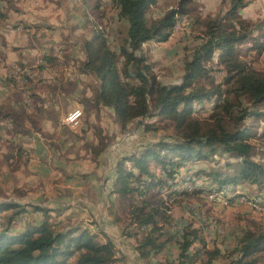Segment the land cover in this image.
<instances>
[{
    "label": "trees",
    "instance_id": "16d2710c",
    "mask_svg": "<svg viewBox=\"0 0 264 264\" xmlns=\"http://www.w3.org/2000/svg\"><path fill=\"white\" fill-rule=\"evenodd\" d=\"M111 1L119 18L128 23L127 38L119 52L110 48L105 33L100 30L84 43L86 60L80 70L98 82L90 100L96 106L111 109L124 128L136 123L150 131L154 123L149 121L158 118L173 129L171 142L149 143L141 152L117 163L110 196L118 197V207L112 198L110 201L125 215V218H116L122 237L136 241L134 251L145 264H153V258L158 259V264H216L220 260H225L226 264H264L261 226L246 228L237 238L234 250L226 256L214 243L209 247L203 233L205 229L196 227L192 221L177 224L180 228L172 233L166 230L165 226L171 225L173 217L169 204L158 194L165 186H172L169 182L177 181V171L185 163L207 161L218 153L240 160L233 177L219 180V175L211 174L218 181L219 191L228 185L238 188L239 184L264 189V167L253 158L252 139L256 136L246 127L228 130L224 126L226 118L232 119L235 112L237 124L249 117L264 118V112L259 109L264 107V70L256 69L239 53L242 46L254 42L252 49L263 54L264 22L252 23L243 17L242 10L250 5L248 0H223L229 4L227 11L206 23L201 44L185 62L181 83L165 85L155 76L148 58L137 53L148 42H167L178 17L185 14L193 0H181L177 9L169 10L151 26H148L147 14L159 0ZM6 18L1 11L0 20ZM255 32L262 33L255 38ZM214 62L225 72L219 84L210 76L209 65ZM58 64L59 59L47 53L39 68H56ZM24 78L30 81L29 76ZM243 100L247 106L242 104ZM209 103H214L211 115L205 120L198 118L196 107ZM39 113L40 109L24 103L17 114L1 111L0 119L9 118L18 126V134H23L22 130L28 133L26 124L41 130L36 120ZM153 164L161 168V176L152 170ZM203 192L173 191L171 195L196 197ZM254 195L263 199L258 193ZM33 211L43 219L17 231L15 224L28 211L19 203H0V217L6 222L0 224V264H69L71 259H75V264H114L117 261L116 246L110 238L106 237L103 243L86 229L59 230L51 223L54 210L33 206ZM174 250L177 255H173Z\"/></svg>",
    "mask_w": 264,
    "mask_h": 264
},
{
    "label": "rangeland",
    "instance_id": "374dc122",
    "mask_svg": "<svg viewBox=\"0 0 264 264\" xmlns=\"http://www.w3.org/2000/svg\"><path fill=\"white\" fill-rule=\"evenodd\" d=\"M3 1L6 2L0 3V10L7 18L0 20V112L17 114L20 105L24 103L31 108L41 109L42 105L52 102L53 89L58 86L55 82L63 81L64 87L60 86L57 90L61 91V99L57 102L62 107L61 111L55 112L58 116L51 115L50 111L37 115L40 131L33 124H26L28 133L22 130L23 134H18V126L9 118L0 119V203H19L28 211L23 213V219L15 224L17 231L43 219L41 214L33 211V206L49 208L56 212L51 213V223L57 225L59 230L77 227L86 229L103 243L106 242V237L110 238L116 246L117 261L114 264H145L139 257L129 253V250L127 252L130 255L127 256L121 252L125 251V246L118 242L124 237L116 218H125V215L117 209L118 197L110 196L113 174L120 160L141 152L145 145L160 140L171 142L173 129L168 122L158 118L149 121L154 123L150 131L136 123L124 128L116 121L111 109L96 106L93 101H87L88 98L79 99V104L74 103L73 98H67V94L76 87L66 83L77 75L78 67L77 70L67 72L65 67L68 55L62 53L60 57L56 56L60 63L56 68L46 66L40 69L45 53L36 52L38 47L49 39L32 33L18 38V0ZM180 1L159 0L147 14L148 26L159 22L169 10L177 9ZM250 1L251 5L242 10L243 17L252 23H263L264 0ZM228 7L229 4L223 0H193L185 14L178 17L167 42H148L137 54L148 58L155 76L162 84H180L185 62L201 44L206 23L223 15ZM68 8L77 13L78 9H81L79 15L86 14L88 17V34L91 36L96 30L103 31L112 50L119 52L125 44L128 23L119 18L111 0H77L75 3L70 0ZM261 33L255 32L254 37ZM253 45L254 42H250L242 46L239 53L256 69L264 70V48L263 54L259 55L257 50L252 49ZM24 46L25 51L31 49L30 53L27 52L23 57L20 50ZM32 49L34 51H31ZM80 55L82 56L81 53L76 54ZM22 58L29 61L25 66L21 65L24 60ZM209 68L210 76L215 79L216 84L221 83L225 77L224 69L215 62L209 65ZM24 76H29L30 81H25ZM83 78L86 89L96 93L97 80L87 75ZM202 83L209 84L206 81ZM29 88L32 89L29 91ZM223 88L228 90L226 86ZM35 94L40 95L34 98ZM242 104L247 106L245 100ZM80 105L82 107H78ZM213 105L214 103H209L196 107V116L207 119L213 111ZM259 109L264 112L263 106ZM78 110L83 113L82 119L74 125H67L65 118ZM236 117L237 112L233 114L232 119L226 118L224 126L228 130L237 127L249 128L256 136L252 139L255 146L254 161L264 167V118L249 117L243 123L237 124ZM91 120L96 121L95 126ZM46 122H51L52 126H45ZM74 126H78L77 129L71 128ZM91 126H94L92 132ZM38 142L42 145L40 153H34L31 147L26 146ZM239 162L233 155L218 153L207 161L185 163L177 171V181L169 182L172 186H165L164 190L158 193L169 204L170 215L173 217L171 225H166L165 229L172 233L180 228L177 224L183 225L185 221H192L196 227L205 229L203 233L209 247L219 246L226 256L234 250L237 238L241 237L246 228L261 226L264 229V189L239 184L238 188L228 185L225 190L219 191L221 189L217 186V179L211 176L217 174L219 180L225 179L226 176L233 177ZM152 170L160 176L163 174L161 168L155 164L152 165ZM183 179L185 181L181 182ZM88 180L89 183L83 184ZM99 188L101 199H98ZM184 190L190 194L194 190L204 192L196 197L171 195L173 191ZM255 193L260 194L263 199L254 197ZM110 198L115 201L117 207L112 206ZM248 203H254L255 206ZM0 224H6L2 217ZM168 236L170 235L166 238ZM124 240L132 241L133 245H136L134 239ZM126 249H129L128 245ZM177 254L178 252H175L173 255ZM153 262L158 264V259L153 258ZM69 264H75V259L69 260ZM216 264H226V261L220 260Z\"/></svg>",
    "mask_w": 264,
    "mask_h": 264
},
{
    "label": "crops",
    "instance_id": "0c3cea01",
    "mask_svg": "<svg viewBox=\"0 0 264 264\" xmlns=\"http://www.w3.org/2000/svg\"><path fill=\"white\" fill-rule=\"evenodd\" d=\"M75 1L77 2V0H74V3ZM248 1L251 5V1ZM5 2L6 1L0 0V3L2 4H4ZM69 2L70 0H18V38L21 39L29 36V33H32L34 35L39 34L40 36H46L49 40L45 42L44 45L38 47L39 50H37L36 53L39 54L42 52L46 54L53 52L57 57H60V54L62 53H66V55H68L66 59V61H68L65 67V69H67L66 71L68 72L69 70H77V67L78 71L77 75H74V77H72V80L69 79L67 81L68 83H66L72 84L76 87L74 91H71L67 94V98H73L72 101L76 104H79V99L82 98L86 100L88 98V101L90 99H93L95 95L91 89H86V87L84 86L85 80L83 77L86 76V74L82 73L80 70L82 63L86 60L84 53V43L89 40L93 36V34L91 36L88 34V25L86 23V21L88 20L86 18V14L79 15L81 9H78L79 13H77V11L73 12L72 10H70V8H68ZM25 47L26 46L22 47L23 49L20 50V52L23 53V57L27 52L30 53L31 49L30 48L25 51ZM18 48L20 47L18 46ZM31 51H34V49H32ZM77 53H81L82 56H76ZM27 62L29 61H26L24 59L22 60L21 65L25 66V63ZM87 76L91 79H94L91 75ZM55 83L58 84V86L53 89V97L51 100L52 102H49L48 105H42L40 113L43 111H50L49 113L51 115L53 114L54 116H58V113L56 114L55 112L62 110L61 105L57 102L61 99V91L57 92V90L60 89V86L64 87V82L62 81L59 83ZM30 89L32 88H29V91ZM35 95L37 96L40 94ZM78 107H82V105ZM106 108L107 107H105V109ZM59 116H61V114ZM54 122L56 121L54 120ZM91 123H93L94 126L96 125L95 120H91ZM44 125L47 127L52 126L51 122L50 124L49 122H46ZM78 126H74L71 128L77 129ZM94 126L90 127V132H92ZM26 146L31 147L34 153H40V151H42V145H40L39 142L38 144H30ZM89 182L90 180H88L87 182H83V184ZM101 195L102 193L99 188L98 199H101ZM118 243L125 246V251H121L124 256L130 255L127 252V250H129V253H133L138 257V254L134 251L135 245H133L132 241L127 242L124 240V238H120V242ZM127 245L129 249H126Z\"/></svg>",
    "mask_w": 264,
    "mask_h": 264
},
{
    "label": "built area",
    "instance_id": "2783aa9c",
    "mask_svg": "<svg viewBox=\"0 0 264 264\" xmlns=\"http://www.w3.org/2000/svg\"><path fill=\"white\" fill-rule=\"evenodd\" d=\"M83 117V113L81 110H78V111H75L73 113H70L64 120V122L67 124V125H74L76 123H78L79 120H81ZM222 195V194H221ZM241 203H246V202H241ZM249 205H254L255 204H250L248 203Z\"/></svg>",
    "mask_w": 264,
    "mask_h": 264
},
{
    "label": "bare ground",
    "instance_id": "6f19581e",
    "mask_svg": "<svg viewBox=\"0 0 264 264\" xmlns=\"http://www.w3.org/2000/svg\"><path fill=\"white\" fill-rule=\"evenodd\" d=\"M225 189H226V188H225ZM225 189H224V190H225ZM222 191H223V190H222ZM216 193H217V192H216ZM250 204H254V203H250ZM253 206H254V205H253Z\"/></svg>",
    "mask_w": 264,
    "mask_h": 264
}]
</instances>
